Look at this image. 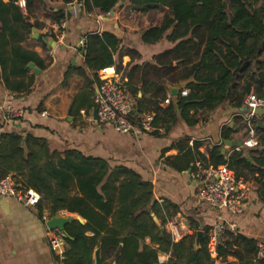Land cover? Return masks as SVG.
<instances>
[{
	"label": "crops",
	"instance_id": "obj_1",
	"mask_svg": "<svg viewBox=\"0 0 264 264\" xmlns=\"http://www.w3.org/2000/svg\"><path fill=\"white\" fill-rule=\"evenodd\" d=\"M1 1L9 6V12L0 13V136L17 134L22 138L20 148H24L27 137L44 140L50 152L76 150L87 157L106 161L111 168H127L138 174L143 182L151 184L152 194L138 192L128 198L117 193L101 194L104 205L111 202L108 215L95 210L103 219L102 227L90 225V229L84 228L87 221L80 214L58 212L55 218L72 219L64 228L70 240L73 239L71 236L94 238L91 249L90 244L83 246L80 242V245L71 246L65 241L63 258L50 250L46 226L50 219L48 204L43 203L39 210L25 207L13 199L5 201L0 198V264H95L97 250L101 264H187L185 257L190 254L188 239L197 231L204 235L208 233V236L219 223L256 241L258 257L261 258L264 205L258 197L257 183L248 181L252 190L241 215L213 209L195 201L197 186L189 176L187 168L191 164L185 157V153L191 151L193 156L199 153L208 158L212 147L207 139L219 144L224 126L235 131L229 141L242 142L245 125L235 122L234 118L238 113L246 112L244 106L236 109L225 104L205 116L195 127L189 128L180 122L168 134L159 130L157 136L148 134L137 139L117 134L93 120L94 85L91 88L87 85L90 76L82 78L73 73L66 91L53 92L73 69H84L78 42L88 34H110L120 42L119 50H131L139 55V58L131 59L127 55L120 58L116 53L115 65L108 67L109 74L116 72L123 78L134 65L152 63L153 57L171 49L173 44L163 40L148 46L142 43L141 37L146 29L161 26L166 9L143 13L134 0H119L111 10V16L107 17L98 10L86 14L81 0L67 4L61 0H42L45 4L24 0L29 11L20 9L17 0ZM58 11L63 12V21L66 22L62 42H57L58 24L50 18ZM18 16H21L19 21L14 19ZM31 28L39 35L37 40L33 39ZM42 38L55 42L56 46H44ZM30 65L38 72L35 73ZM117 65H120L119 71ZM131 84L138 89L141 87L136 76ZM241 86H244L243 81ZM249 92H255L254 83ZM136 96L139 99L142 93L138 91ZM10 98L11 107L20 111L22 116L5 122V103ZM170 98L173 97L169 93L167 100ZM166 105L167 102L162 103L161 107ZM70 106L72 115H68ZM194 143H199L196 149ZM233 152L234 149L229 148L224 155L230 156ZM26 155L24 152V157ZM8 166L14 167L13 164ZM7 176L15 178L21 186L16 173ZM70 196H81L75 186ZM119 199L125 203H119ZM132 202L137 203L133 205ZM124 210L131 214H121ZM42 216L47 218L46 222L41 220ZM176 218L185 224L182 240L188 250L182 260H177L172 250L158 241L163 233L170 235L167 223ZM194 225L198 229H193ZM182 240H173V243ZM225 263L239 264L233 257H228ZM214 264L223 263L215 260Z\"/></svg>",
	"mask_w": 264,
	"mask_h": 264
},
{
	"label": "trees",
	"instance_id": "obj_2",
	"mask_svg": "<svg viewBox=\"0 0 264 264\" xmlns=\"http://www.w3.org/2000/svg\"><path fill=\"white\" fill-rule=\"evenodd\" d=\"M27 1L45 4L42 0ZM61 1L67 4L73 0ZM118 2L81 0V7L86 14L94 10L106 14ZM134 3L143 13L167 10L160 27L144 31L142 43L151 46L164 40L173 44L171 49L153 57L152 63L134 65L123 76L127 79L125 86L128 93L136 98L137 112L154 114L155 130L149 135L157 136L159 130L168 134L180 122L189 128L195 127L205 116L225 104L241 108L252 83L255 85L254 94L264 98V0H134ZM8 7L0 0V13H8ZM25 9L29 11L28 4ZM50 18L60 24L65 15L58 11ZM14 19L19 21L21 16ZM83 40L84 69H73L53 92L59 91L60 94L66 91L73 73L82 78L90 76L87 85L91 88L97 83L100 70L115 65L116 53L120 58L123 55L131 59L139 58L131 50H119L120 42L110 34H88ZM116 68L119 71L120 65ZM135 76L141 83L140 89L131 84ZM187 81L191 83L185 88L188 90L186 97H181L179 93L167 100L169 87H178L179 83ZM242 81L244 86H241ZM138 91L142 93L139 99L136 96ZM66 98L70 99L69 96ZM165 102L166 107H161ZM68 115H72L71 106ZM234 120L244 126L240 118L235 117ZM261 122L264 124V116ZM234 132L229 126H224L222 140H231ZM256 133L259 140L257 148L243 149L226 156L221 154L217 145L209 150L208 158L199 153L193 156L191 151H187L185 157L190 164L201 161L207 166L226 165L236 179L254 180L258 185L259 200L264 205V128L257 127ZM21 141L17 134L0 136V179L16 173L21 179V187L32 189L40 196L39 210L43 203L48 204L50 218H55L60 211H67L80 214L87 221L84 228L90 229V225L102 227L103 219L95 210L108 215L111 202L104 205L101 194L117 193L123 198L138 192L152 194L151 184L143 182L132 170L111 168L106 161L87 157L76 150L50 152L44 140L31 137H27L24 148H20ZM198 146L199 143H194L195 149ZM24 152H27L26 157ZM190 166L187 169L191 170ZM73 186L81 196H70ZM119 203L125 202L119 199ZM135 203L132 202L133 205ZM120 213L131 214L127 210ZM193 229L198 227L194 225ZM195 234L188 239L190 254L185 257L187 264H214L215 260L227 264L228 257L235 258L239 264H264V259L258 257L256 241L228 230L217 242L215 259L207 250L208 233H205L194 258ZM71 238L65 240L71 246L82 242L83 246L90 244V249L93 247L94 238ZM158 241L166 244L177 260H182L188 250L184 240L174 244L171 235L163 233Z\"/></svg>",
	"mask_w": 264,
	"mask_h": 264
},
{
	"label": "built area",
	"instance_id": "obj_3",
	"mask_svg": "<svg viewBox=\"0 0 264 264\" xmlns=\"http://www.w3.org/2000/svg\"><path fill=\"white\" fill-rule=\"evenodd\" d=\"M17 5L20 9H25V1L19 0ZM111 11L105 15L111 16ZM57 42H62L66 33V22L62 21L57 26ZM100 34V33H99ZM81 54H84L85 42L81 39L78 42ZM110 68L102 69L97 74V83L93 88L92 102L94 110L97 112L96 123L105 128H110L117 134L131 135L137 139L154 132V114L144 112L138 114L136 109V98L130 95L126 89V80L116 72L110 73ZM109 74V75H108ZM181 97H186L187 89H182ZM246 109L244 113H238L245 125V137L241 142V147H234V152L243 149H254L259 145L256 133L257 120L259 117L257 110H264V98H259L254 93H249L243 102ZM22 116L20 111H15L11 107V98L5 103L3 119L5 122H12ZM210 147L219 144L207 139ZM190 178L196 183L197 189L194 199L198 203H205L209 207L217 210H224L232 215H241L248 203L251 194V184L243 179H236L234 173L226 165L217 167L207 166L201 161L191 164ZM0 198L13 199L17 203L30 208H36L40 202V196L32 189H25L19 186L10 176L0 179ZM43 222L47 221L44 216ZM185 224L180 219H173L167 223L168 232L174 241L183 239V228ZM226 224H216L208 235L207 250L212 259L216 258L215 248L218 240L224 236L225 231H231ZM49 231V230H48ZM50 250L59 258H63L65 239L59 231H49ZM218 237H220L218 239ZM261 258L264 259V248L260 247Z\"/></svg>",
	"mask_w": 264,
	"mask_h": 264
},
{
	"label": "water",
	"instance_id": "obj_4",
	"mask_svg": "<svg viewBox=\"0 0 264 264\" xmlns=\"http://www.w3.org/2000/svg\"><path fill=\"white\" fill-rule=\"evenodd\" d=\"M28 26L30 27V24H28ZM31 32L33 35L32 36L33 39L37 40L39 38V35L36 33V31L33 28H31ZM41 40L44 44H46L49 47H55L56 46V43L53 41L47 40L45 38H42ZM78 50H80V48H78ZM29 67L32 68L35 73L38 72L35 68H33L32 65H30ZM190 83H191V81L181 82V83H179L178 87H169L168 91L172 97H176L179 94L180 89H185ZM257 114L259 117L264 116V110L263 109L257 110ZM93 120L95 122L98 120L96 110L93 111ZM257 127L258 128H264L260 118L257 120ZM241 145H242L241 142H233V141H229V140H221L219 143V147L221 148V154L222 155H224L225 152L229 148L241 147ZM189 173H190V171H189ZM4 200L6 201V199H4ZM69 222H72V219L50 218L46 222V226H47V229L49 231H54V230L59 231L60 234L62 235V237L65 240H67V239H69V236L65 232L64 228H65V225ZM162 232H163V230H161V233ZM203 238H204V233L202 231H197L195 234V239H194V249H195V252L193 254L194 258H196V252L199 251L201 248V242H202ZM94 256H95V264H101V261L99 259V250H97L95 252Z\"/></svg>",
	"mask_w": 264,
	"mask_h": 264
},
{
	"label": "rangeland",
	"instance_id": "obj_5",
	"mask_svg": "<svg viewBox=\"0 0 264 264\" xmlns=\"http://www.w3.org/2000/svg\"><path fill=\"white\" fill-rule=\"evenodd\" d=\"M263 63H264V60H263ZM263 68H264V66H263Z\"/></svg>",
	"mask_w": 264,
	"mask_h": 264
}]
</instances>
